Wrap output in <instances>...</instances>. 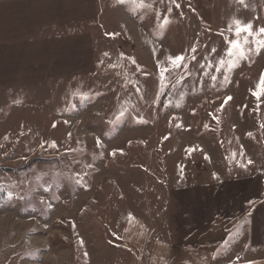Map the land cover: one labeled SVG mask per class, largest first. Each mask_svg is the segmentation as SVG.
<instances>
[{
  "label": "rangeland",
  "instance_id": "1",
  "mask_svg": "<svg viewBox=\"0 0 264 264\" xmlns=\"http://www.w3.org/2000/svg\"><path fill=\"white\" fill-rule=\"evenodd\" d=\"M129 1L107 0L91 72L0 88V264H149L172 194L264 158V47L227 52L264 0Z\"/></svg>",
  "mask_w": 264,
  "mask_h": 264
},
{
  "label": "crops",
  "instance_id": "2",
  "mask_svg": "<svg viewBox=\"0 0 264 264\" xmlns=\"http://www.w3.org/2000/svg\"><path fill=\"white\" fill-rule=\"evenodd\" d=\"M105 5L107 0H0V88L43 86L91 72ZM249 160L250 153L236 175L213 178L209 193L196 183L172 194L180 209L170 215L166 242L154 244L149 264H264V158L253 167ZM134 260L142 261L141 250Z\"/></svg>",
  "mask_w": 264,
  "mask_h": 264
},
{
  "label": "snow or ice",
  "instance_id": "3",
  "mask_svg": "<svg viewBox=\"0 0 264 264\" xmlns=\"http://www.w3.org/2000/svg\"><path fill=\"white\" fill-rule=\"evenodd\" d=\"M241 3H243V0H241ZM233 23L236 25L235 33L237 38L229 41V48L227 49L229 57L243 58L247 55L248 51H251V49L247 47L249 44L248 35L256 36V40L253 42L256 44L257 50L260 47H264V27L260 28L256 33H253L251 25L242 24L239 20H234ZM243 33H247L248 35H242ZM169 59L176 67L183 61L182 56H176L175 58L169 57ZM223 64L224 61H221V66H223ZM228 66L231 69L235 66V63L229 61ZM213 79H215V77H213ZM262 85H264V73L260 76V82L257 84V91L253 92V95L257 96V99H259L260 95L264 94V90L261 89ZM262 127H264V125H262ZM52 146H55V142H53ZM248 163L251 164L252 161L249 160ZM242 167H246V165H242ZM0 188H2V186H0ZM9 195H11V193H9Z\"/></svg>",
  "mask_w": 264,
  "mask_h": 264
}]
</instances>
